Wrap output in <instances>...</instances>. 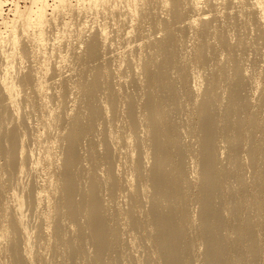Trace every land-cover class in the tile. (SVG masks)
Returning a JSON list of instances; mask_svg holds the SVG:
<instances>
[{"label":"bare ground","instance_id":"bare-ground-1","mask_svg":"<svg viewBox=\"0 0 264 264\" xmlns=\"http://www.w3.org/2000/svg\"><path fill=\"white\" fill-rule=\"evenodd\" d=\"M0 264H264V0H0Z\"/></svg>","mask_w":264,"mask_h":264},{"label":"rangeland","instance_id":"rangeland-1","mask_svg":"<svg viewBox=\"0 0 264 264\" xmlns=\"http://www.w3.org/2000/svg\"><path fill=\"white\" fill-rule=\"evenodd\" d=\"M7 7H5V9H6Z\"/></svg>","mask_w":264,"mask_h":264}]
</instances>
